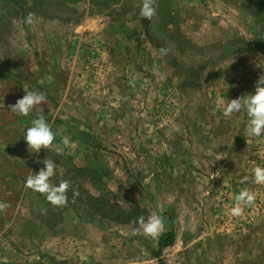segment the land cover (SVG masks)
<instances>
[{"label":"rangeland","instance_id":"rangeland-1","mask_svg":"<svg viewBox=\"0 0 264 264\" xmlns=\"http://www.w3.org/2000/svg\"><path fill=\"white\" fill-rule=\"evenodd\" d=\"M142 5L0 0V264H264V184L250 178L264 136L224 114L264 75V0H153L150 19ZM29 90L46 101L15 115ZM41 111L54 145L74 147L30 153L23 129ZM47 158L50 184L69 182L63 205L25 185ZM89 194L164 229L100 220Z\"/></svg>","mask_w":264,"mask_h":264},{"label":"clouds","instance_id":"clouds-1","mask_svg":"<svg viewBox=\"0 0 264 264\" xmlns=\"http://www.w3.org/2000/svg\"><path fill=\"white\" fill-rule=\"evenodd\" d=\"M155 14L153 0H143L140 15L143 18L150 19ZM162 52L164 50H161ZM46 101V96L37 91H26V94L18 99L14 104L9 105V109L17 116H28L37 106ZM246 113L247 120L245 125V133L249 137L264 136V75H261L255 84L254 91L242 95L238 98L228 100L224 107V114L231 116L233 114ZM23 139L28 146L30 153H39L42 148L49 149L56 147L57 153L63 151V148L74 147L69 138L64 136L59 145H54L57 133L53 131L50 124L47 122L45 115L37 114L36 118L30 121V126L23 129ZM44 168L37 173L29 175L25 180L26 187L46 193V198L54 205H63L66 201V190L69 187L68 181H62L59 185H52L49 179L55 174V163L50 159L43 160ZM251 180L257 184H264V167L256 166L252 169ZM245 179H248L247 177ZM254 199V194L248 190L240 191L236 197V206L231 209L234 216H238L242 212L240 207L241 202L251 203ZM3 207V205H0ZM140 228L147 236H156L164 229V221L158 215H152L147 221L140 218ZM140 228L133 229L136 234Z\"/></svg>","mask_w":264,"mask_h":264},{"label":"trees","instance_id":"trees-1","mask_svg":"<svg viewBox=\"0 0 264 264\" xmlns=\"http://www.w3.org/2000/svg\"><path fill=\"white\" fill-rule=\"evenodd\" d=\"M80 171H85V169L80 168ZM89 197L91 199L90 202H94L95 205L83 203V207L91 209L93 214L98 216L100 220L109 219L120 223H137L142 215L146 214V210L142 209L139 205H132L125 208L118 203L112 202L105 196L89 194ZM168 235H171V233ZM163 237L164 236L162 235L159 241L160 248L158 253H160L165 246Z\"/></svg>","mask_w":264,"mask_h":264},{"label":"crops","instance_id":"crops-1","mask_svg":"<svg viewBox=\"0 0 264 264\" xmlns=\"http://www.w3.org/2000/svg\"><path fill=\"white\" fill-rule=\"evenodd\" d=\"M4 103H7V101H5ZM0 104H1V103H0ZM4 114H5V113L2 112V111H1V108H0V116H2V115H4ZM5 130H7V128H5L4 126H3V128L0 127V147H3V144H7L5 138H3V136H4V131H5Z\"/></svg>","mask_w":264,"mask_h":264}]
</instances>
